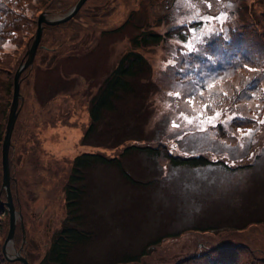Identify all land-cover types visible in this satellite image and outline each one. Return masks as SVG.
Returning a JSON list of instances; mask_svg holds the SVG:
<instances>
[{"label":"rangeland","instance_id":"obj_1","mask_svg":"<svg viewBox=\"0 0 264 264\" xmlns=\"http://www.w3.org/2000/svg\"><path fill=\"white\" fill-rule=\"evenodd\" d=\"M39 1L36 0L37 8ZM170 1L172 9L166 13L143 0H88L70 25L44 34L35 66L21 80L18 124L11 139V189L16 208L23 215L24 233L19 218L13 245L7 249L10 257L24 243L22 254L30 264H39L55 231L65 221V185L74 158L82 153L114 152L82 142L90 123L88 107L120 58L132 48L131 39L135 35L147 30L164 33L172 26H185V21L203 19L205 23L197 33L201 38L220 30L225 19L226 24L243 23L249 18L247 9L259 16L264 4V0ZM76 2L65 11L45 9L38 17L43 12L62 16ZM156 9L158 12L154 13ZM131 16L132 21L125 24ZM35 26L37 30V23ZM118 27L122 28L114 31ZM33 40L28 42L32 45ZM22 42L28 43L27 39ZM60 42L66 45L53 51ZM169 44L139 50L152 65L153 81L166 75L165 59L172 47L179 45ZM8 58L10 61L11 55ZM161 93L150 96L145 103L151 113L146 130L157 136L165 130L164 142H168L191 126L207 129V122L197 117L187 116L190 123L182 115L169 114L170 104ZM174 123L179 127H173ZM98 133L92 135L91 143L102 144L101 135L106 133L97 137ZM211 135L201 133L186 138L184 144L200 148ZM133 159L135 167L144 171L147 161L143 157ZM0 172L1 191L2 165ZM172 175L175 181L140 192L122 182L114 168L92 169L85 210L87 229L94 236L72 250L70 264H112L123 254H137L149 241L181 227L212 220L239 223L241 216H264V156L253 170L235 175L219 171L206 174L177 171ZM247 234L264 247V225L248 230ZM192 237L188 233L177 240L165 239L143 263L136 264L173 262L191 254L195 246Z\"/></svg>","mask_w":264,"mask_h":264},{"label":"trees","instance_id":"obj_2","mask_svg":"<svg viewBox=\"0 0 264 264\" xmlns=\"http://www.w3.org/2000/svg\"><path fill=\"white\" fill-rule=\"evenodd\" d=\"M76 1L40 0L37 8L36 0H0V168L14 77L35 37L38 13L45 9L65 11ZM143 1L157 5L161 12L168 13L172 9L170 0ZM262 8L259 16L247 9L249 18L241 24H226L225 19L220 30L208 32L201 38L197 33L205 23L203 19L185 21V26H172L164 33L141 31L131 39L132 48L120 58L90 100V123L82 141L114 152L82 153L74 158L65 185V221L55 231L39 264H70L72 250L94 236V232L87 229L85 202L92 181L90 173L95 167L114 168L122 182L140 192L175 181L172 174L177 171L191 174L219 171L235 175L255 168L264 156V4ZM78 15L58 26L46 25L38 52L47 31L67 27ZM131 21L132 16L125 24ZM26 39L30 41L24 44L22 40ZM170 42L179 45H172L165 59L166 71L163 72L166 75L153 81L152 65L139 50L171 45ZM63 45L66 43H57L53 51ZM189 47L194 50L189 51ZM20 48L23 49L18 52ZM10 55V61L6 60ZM29 70L22 74V82ZM161 91V97L170 104L169 114L197 117L207 122V129L191 126L168 142H164L165 130L159 136L146 130L151 113L145 103ZM209 132L212 135L203 147L184 144L186 138L201 133L209 136ZM97 133V137L106 133L101 135L102 144L90 142ZM138 157L147 161L144 171L135 167L133 158ZM3 196L0 200V264H10L1 251L9 227ZM239 218V223L212 220L169 231L149 241L137 254H123L112 264L143 263L165 239L177 240L188 233L193 235L195 244L191 254L173 262L152 264H264V247L257 244L255 237H247L248 230L264 225V216Z\"/></svg>","mask_w":264,"mask_h":264},{"label":"water","instance_id":"obj_3","mask_svg":"<svg viewBox=\"0 0 264 264\" xmlns=\"http://www.w3.org/2000/svg\"><path fill=\"white\" fill-rule=\"evenodd\" d=\"M86 1L87 0H79L75 4V6L63 16L52 17L50 16V14H47L45 12H43L39 16L38 29H37L33 44L31 48L27 51V59L21 64L14 78L13 102H12V106H11L10 113H9L8 123L6 127V134L4 137L3 148H2V157H3L2 159V164H3L2 189H5L7 193V201L5 205L8 208L9 214H10V229H9V233H8V236L6 238V241L3 247V252L8 259H10L11 261H19L21 264H29L28 259L24 257L21 253L23 246L20 248L19 251L16 252V254L13 257H10V255L8 254V250H7L8 246L12 245L14 242L18 215L20 216L21 219L23 218L21 212L17 211L14 205L13 196L11 192V173H10V165H9V149L11 145V138H12V133L14 131L15 124H16V121L19 115V100L21 98L20 77L22 73L26 69H28L30 66H32L34 63L37 49H38V46L42 38L44 24L56 26V25L66 23L67 21L71 20L80 11V9L86 3ZM22 226H23V223H22Z\"/></svg>","mask_w":264,"mask_h":264},{"label":"snow or ice","instance_id":"obj_4","mask_svg":"<svg viewBox=\"0 0 264 264\" xmlns=\"http://www.w3.org/2000/svg\"><path fill=\"white\" fill-rule=\"evenodd\" d=\"M193 50H194L193 48L189 47V51H193ZM211 86L212 85H209V87H211ZM177 95H179V94L177 93ZM181 115L183 116L184 119L189 120V118L187 116H184L183 113H181ZM217 115H219V114H217ZM189 122L191 123V120H189ZM173 127H179V125L174 123Z\"/></svg>","mask_w":264,"mask_h":264}]
</instances>
